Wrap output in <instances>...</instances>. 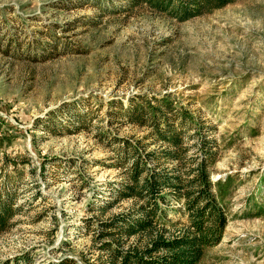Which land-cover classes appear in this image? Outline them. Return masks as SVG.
I'll return each instance as SVG.
<instances>
[{"label":"rangeland","instance_id":"rangeland-1","mask_svg":"<svg viewBox=\"0 0 264 264\" xmlns=\"http://www.w3.org/2000/svg\"><path fill=\"white\" fill-rule=\"evenodd\" d=\"M172 11L146 0H0V196L13 192L21 207L0 235V264L106 257L100 221L134 200L98 210L106 182L121 179L101 133L141 138L145 128L112 112L167 94L217 141L212 180L234 176L222 242L200 264H264V0L185 21ZM189 134L184 145L198 141ZM178 207L167 219L185 222Z\"/></svg>","mask_w":264,"mask_h":264},{"label":"trees","instance_id":"trees-1","mask_svg":"<svg viewBox=\"0 0 264 264\" xmlns=\"http://www.w3.org/2000/svg\"><path fill=\"white\" fill-rule=\"evenodd\" d=\"M146 1L157 10H173L177 19L185 21L236 0ZM119 106L112 112L113 121L120 119L137 125L147 133L141 138L101 133L108 136L104 142L114 153V162L108 166L120 169L121 179L106 182L104 194L108 198L98 210L105 213L122 199L134 202L127 211L100 221L99 235L104 240L100 248L106 257L98 264H200L206 250L222 242L229 223L227 199L234 188L232 174L212 180L217 141L202 133L205 123L172 94L143 95L135 101L131 99L126 107ZM77 122L72 123L74 128L84 126L82 117ZM55 128L47 127L53 132ZM190 130L194 134L188 137L198 141L184 145L185 134ZM152 145L157 147L150 149ZM192 146L196 152L190 156ZM5 194L0 196V235L21 210L15 206L13 192ZM174 204L179 205L175 211L185 222L167 219ZM133 238L135 244L130 243ZM22 262L30 263V259L22 256L15 264ZM76 263L65 258L59 264Z\"/></svg>","mask_w":264,"mask_h":264}]
</instances>
